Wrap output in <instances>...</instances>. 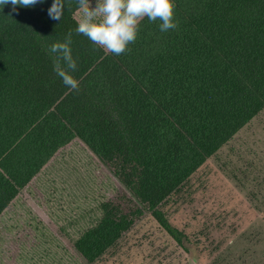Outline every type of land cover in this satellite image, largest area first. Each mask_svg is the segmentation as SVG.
<instances>
[{"label": "trees", "instance_id": "obj_1", "mask_svg": "<svg viewBox=\"0 0 264 264\" xmlns=\"http://www.w3.org/2000/svg\"><path fill=\"white\" fill-rule=\"evenodd\" d=\"M172 2L177 27L161 32L145 17L119 56L75 33L76 0H64L60 20L48 16L53 0L0 4V222L79 142L122 190L99 204L75 252L95 263L146 214L189 252L163 207L264 112V0ZM69 31L79 91L48 52Z\"/></svg>", "mask_w": 264, "mask_h": 264}, {"label": "rangeland", "instance_id": "obj_2", "mask_svg": "<svg viewBox=\"0 0 264 264\" xmlns=\"http://www.w3.org/2000/svg\"><path fill=\"white\" fill-rule=\"evenodd\" d=\"M54 165L0 222V264H88L73 242L122 187L79 142ZM163 212L189 239V252L146 214L92 264H264V112L207 160Z\"/></svg>", "mask_w": 264, "mask_h": 264}, {"label": "clouds", "instance_id": "obj_3", "mask_svg": "<svg viewBox=\"0 0 264 264\" xmlns=\"http://www.w3.org/2000/svg\"><path fill=\"white\" fill-rule=\"evenodd\" d=\"M11 3L14 6L31 7L43 3V0H0V4ZM75 33L83 35L92 44L103 49L105 53L122 55L128 45L134 43L139 23L147 17L150 22L160 21L159 30L167 32L177 27L174 22L172 0H96L92 7L89 0H76ZM64 14V0H53L48 9V16L60 20ZM72 31H69L64 42L49 46L48 52L53 56V72L62 83L73 91H79L78 81L70 75L77 69L72 57Z\"/></svg>", "mask_w": 264, "mask_h": 264}, {"label": "water", "instance_id": "obj_4", "mask_svg": "<svg viewBox=\"0 0 264 264\" xmlns=\"http://www.w3.org/2000/svg\"><path fill=\"white\" fill-rule=\"evenodd\" d=\"M193 264V263H192Z\"/></svg>", "mask_w": 264, "mask_h": 264}]
</instances>
